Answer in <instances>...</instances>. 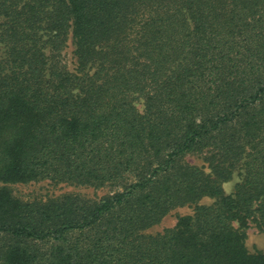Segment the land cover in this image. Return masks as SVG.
<instances>
[{
    "label": "trees",
    "instance_id": "trees-1",
    "mask_svg": "<svg viewBox=\"0 0 264 264\" xmlns=\"http://www.w3.org/2000/svg\"><path fill=\"white\" fill-rule=\"evenodd\" d=\"M260 104L264 0H0V181L119 188L59 212L0 208V264H264L234 227L264 233ZM204 146L213 175L181 164ZM204 196L173 228L141 232ZM95 223L91 250L68 260L64 237Z\"/></svg>",
    "mask_w": 264,
    "mask_h": 264
},
{
    "label": "rangeland",
    "instance_id": "rangeland-1",
    "mask_svg": "<svg viewBox=\"0 0 264 264\" xmlns=\"http://www.w3.org/2000/svg\"><path fill=\"white\" fill-rule=\"evenodd\" d=\"M70 47L66 48V53L70 57ZM68 67L73 68L74 62L67 58ZM141 99L136 103L142 107ZM257 111L264 108V104L256 107ZM214 155V159L213 158ZM217 158L215 157L214 149L210 146H204L199 150L186 153L182 159V165H192L200 168L205 174L213 175V164ZM243 178V168L239 163L232 170L230 179L221 181L220 184L225 194H231L235 191V186ZM5 191L0 198V208L7 211V214H12L17 207L23 205H37V204H53L51 207L57 212L65 209L62 206L67 198L73 200L77 205H95L98 200L106 195H111L114 190L119 188H110V184L96 187L90 184H83L81 182H54L50 179L31 180L28 182H7L0 181V190ZM214 201V197L204 196L196 202L187 203L183 205H176L170 208L167 213L151 226L143 229L141 232L144 235H156L162 233L164 230L173 228L178 219L184 216L194 214L195 206L209 205ZM56 203V205H55ZM61 207L58 209L57 207ZM75 204L69 202V209L73 211ZM67 212V210H65ZM70 215V213H66ZM73 216V215H70ZM234 227L241 230L243 228L245 233L244 244L249 253H257L264 251V233L254 224L250 219H245V222L234 221ZM70 242V246L74 244L75 247L66 256L70 261L79 260L88 254L91 250L92 244L96 241V223L83 231H76L73 235L64 237V246ZM59 242H56L58 244ZM60 245V244H58ZM69 248V247H68Z\"/></svg>",
    "mask_w": 264,
    "mask_h": 264
}]
</instances>
